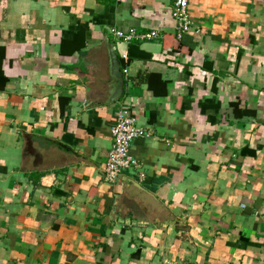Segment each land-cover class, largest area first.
Wrapping results in <instances>:
<instances>
[{
  "label": "crops",
  "instance_id": "obj_1",
  "mask_svg": "<svg viewBox=\"0 0 264 264\" xmlns=\"http://www.w3.org/2000/svg\"><path fill=\"white\" fill-rule=\"evenodd\" d=\"M173 4L3 0L0 264H264V0H189L181 36ZM121 107L149 134L109 184Z\"/></svg>",
  "mask_w": 264,
  "mask_h": 264
},
{
  "label": "built area",
  "instance_id": "obj_2",
  "mask_svg": "<svg viewBox=\"0 0 264 264\" xmlns=\"http://www.w3.org/2000/svg\"><path fill=\"white\" fill-rule=\"evenodd\" d=\"M3 0H0V6ZM173 18L176 22L178 34L181 36L193 29L192 16L189 10V0H174ZM111 32L124 42L147 41L159 35L156 30L148 32H139L135 28L128 31L120 29H111ZM129 73V69L124 67L123 74ZM112 146L109 150L107 161L104 168V180L109 184L117 182L120 175L127 170L141 169L143 162L132 154V142L140 137H146L149 133L144 127L137 124L133 115L128 108L121 107L116 115V120L111 126ZM140 177L144 178L145 173L139 171Z\"/></svg>",
  "mask_w": 264,
  "mask_h": 264
},
{
  "label": "water",
  "instance_id": "obj_3",
  "mask_svg": "<svg viewBox=\"0 0 264 264\" xmlns=\"http://www.w3.org/2000/svg\"><path fill=\"white\" fill-rule=\"evenodd\" d=\"M110 58H111V71L112 74L119 80V87L115 91L113 95V100L118 99L122 95L123 91V83H124V75L121 69V63L117 57V54L114 48L110 47Z\"/></svg>",
  "mask_w": 264,
  "mask_h": 264
}]
</instances>
